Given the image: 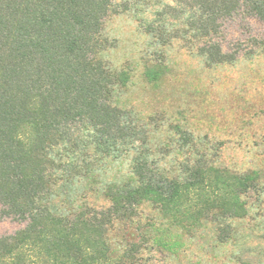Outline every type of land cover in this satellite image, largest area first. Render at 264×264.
<instances>
[{"label":"trees","instance_id":"16d2710c","mask_svg":"<svg viewBox=\"0 0 264 264\" xmlns=\"http://www.w3.org/2000/svg\"><path fill=\"white\" fill-rule=\"evenodd\" d=\"M123 14L140 18L154 41L142 75L156 88L169 70L158 46L179 42L208 66L234 63L242 50L264 55V37L248 35L244 49L222 44L225 22L264 21V0H0V217L25 222L0 236V264H154V253L177 243L142 233L143 204L173 226L216 222L225 242L229 221L264 196L258 171L215 165L179 125L169 171L139 148L145 133L118 97L132 67L108 60L116 46L103 34L107 19ZM135 149L133 181L109 183L108 206L71 207L74 183Z\"/></svg>","mask_w":264,"mask_h":264},{"label":"rangeland","instance_id":"374dc122","mask_svg":"<svg viewBox=\"0 0 264 264\" xmlns=\"http://www.w3.org/2000/svg\"><path fill=\"white\" fill-rule=\"evenodd\" d=\"M246 22L239 18L225 22L224 49L230 51L238 44L241 49L249 47L248 35L264 37V21L249 18ZM103 34L116 46L108 60L132 67L129 84L118 90L119 105L139 123L146 141L138 146L149 151L160 169L172 168L178 150L174 126L179 125L193 138L196 149L212 153L215 165L235 173L258 171L264 184V55L248 58L242 50L234 63L208 66L179 42L158 46L169 70L156 88L142 75V57L154 48V41L143 31L140 18L123 14L107 19ZM137 154L135 149L108 161L92 179L74 183L71 207L108 206L106 186L133 181ZM254 204L250 215L229 221L232 237L225 242L216 239V222L173 226L150 204L139 207L138 222L144 235L161 231L177 243L173 251L154 253V264H264V196ZM24 226L17 218L0 217V236Z\"/></svg>","mask_w":264,"mask_h":264}]
</instances>
